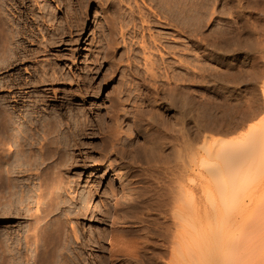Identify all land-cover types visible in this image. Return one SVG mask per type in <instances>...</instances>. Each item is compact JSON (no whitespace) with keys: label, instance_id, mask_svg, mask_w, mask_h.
Masks as SVG:
<instances>
[{"label":"rangeland","instance_id":"374dc122","mask_svg":"<svg viewBox=\"0 0 264 264\" xmlns=\"http://www.w3.org/2000/svg\"><path fill=\"white\" fill-rule=\"evenodd\" d=\"M78 1L82 3L77 2V0H8L7 3L16 4L19 2L18 4L24 8L30 5L35 6L39 4V2L41 5L45 2L47 5L50 3V6L48 5L52 8L50 12L55 10L52 12L57 13L58 16H62L65 22L66 19H68H65V17H69L67 16L69 5L74 8L79 5L84 8L82 4L88 6V8L86 7L87 9L85 8L86 10L83 9L84 14H82L83 21H85V23H83L85 31L81 35H75V39L76 37L79 38V46L77 44L67 45L68 42H66V44H60L59 47L54 48V53H52L55 58L59 53V55L63 53V55L69 56L73 52L75 57H72V59H74L73 62L76 63L78 59L82 60L83 56H89L91 51L92 53H96L99 48V44L97 43H100V39L102 41V37L103 39L109 38L110 34L107 32L106 35H104L105 33L103 34L100 31L102 30L100 29L101 23L105 22L104 24H107L109 21L108 18L104 17V10H102L103 5L106 7L108 2L105 4L106 0H89L88 3L87 0L85 4L84 0ZM131 1L132 0H130V2ZM202 1L204 2V0ZM248 1L244 0V4L245 2H247L246 4H251H245L248 10L242 13L243 16L238 11L239 9L235 8V3L232 0H220L215 1V3L210 1L211 3H208L209 7L206 6L209 12L206 11L201 20H199L200 23H198L200 27H195L198 28L199 32H195L193 36L181 31L180 33L178 31L176 32V30H173L174 28L172 29L170 26L169 28L167 27V29H161L160 27H155L153 23L149 24H151L154 29L150 27V31L146 29L147 32L144 30L142 34L141 29V31H136L135 27L130 23L132 26H127L131 28L128 27L131 31L132 29L134 30L132 31L133 33L130 32V30H126V26L124 28L125 30L123 29V32L125 31L124 35H120L122 34L120 31L117 34L119 38H116L121 42H119L120 44H118L116 48L118 49L117 57H119L122 52V54L125 55V52L128 53L132 47L133 50L139 49L140 51H142L140 49L142 48L144 50L142 53L145 52L146 56L147 54L149 56L152 55L150 52L153 53L154 58H151L153 56L149 58L151 61L153 60L154 66L150 60L144 61L145 55L143 56L142 53L141 55H137L136 51H129V54H131V52L133 54L134 52L132 58H136L134 60L132 58L129 60L126 58L122 59L124 62H122V60L120 62L119 60L120 66L119 70L116 72L117 74L115 73L114 81L112 82L111 80L108 87L106 85L108 81L103 82L105 83V87L103 86L100 93L96 94L97 96L84 92L86 91L84 90L86 87H84L85 82L82 73L79 75V79L80 76L82 77L80 81L77 79L78 76H75L70 84L64 81V83L55 82V85L53 84L51 86L52 103L55 104L57 102L56 105H58L64 94L70 93L69 91H71L77 93L72 101L74 105L76 104V107L80 105L85 108L88 106V108H91L90 106L93 104L97 111L101 104L100 113H105L107 106L110 105V102H113L109 99L111 96L115 95L112 89H115V87L117 88L119 85L123 87L127 81L129 83H127L128 87L137 89L134 90L133 95L134 98H137L139 101H143V97H153V94H155L154 91H150V83L155 82L156 84L159 83V85H163H158L156 87H159V89L164 88L163 90L166 88L165 91L177 86L178 90H176V92L178 91V94L183 93L181 94L183 95L182 97L187 96V98L184 97L186 101L190 98L188 101V103L192 104L190 109H192L193 114L195 113V117L200 121L198 122L202 125L201 127L206 129L201 131L205 140L203 139V135L201 138H199L200 136L197 138L196 157L199 166L197 168V174L195 175H187V172L184 171V167L189 164L190 159L189 152L186 151L183 148V144H181L183 143L181 141H183L186 132H188L187 129L191 126V122H188L187 120L189 119L187 118H185L186 120L180 119V124L178 123L179 126H177V128L174 126L172 127L171 124L169 127L170 129L173 128L176 133L180 132V134L177 133L178 137H181L177 140V143L180 145H176V143L174 145L177 147L180 146L179 149L181 151L179 149H177L179 152L176 151V146L174 147L173 144H170V141L174 139L169 137L167 138L168 143L165 148L166 153L163 152V154H166L167 157L170 156L167 158L163 155L160 160L157 159V157L162 153H156L158 156L153 154V160L151 159L153 164L151 160L150 163L146 160H138L137 164V160H135L134 163L132 158H129L127 155L122 158L120 157L121 155L115 154L114 150H112L113 152L108 151L110 149L106 150L104 148L106 145L103 138L107 137H105L103 133H100L102 130L99 129L97 125L95 128L88 131H91L90 133L94 132V135L93 137H88L83 140L87 143L82 142L80 143L81 145L79 144V146H77V144L75 145L76 147L74 146L75 148L72 147L67 150V148L62 146L60 141V143L57 141V144L55 140V145L52 144V147L50 146L51 148L48 147L50 150H45V148L44 150L42 149L43 151L39 150L40 146L44 143L43 139L46 133H44L45 135H41L43 139H40V135H37L39 139L42 140L40 145L37 144L36 141L33 143V138L36 134H33L34 137H32L31 134L35 132L29 131L33 130L34 118L30 120L22 118L24 114H26L25 111L27 112L30 109L33 100V96L30 93L33 94V90L23 85L15 86L13 83L4 82V77H16L17 74L12 68L0 70V79L3 81L0 80V264H264V138L261 144V157L259 160L249 162L246 165L237 166L230 165L227 161L221 159V153L230 150L231 144L235 145V143L240 142L242 138L243 140L241 142H245V139H252L251 132L249 131L251 125H257V128H262L264 132V46H261L262 49L261 47L259 49V45H255L256 41L264 36V13L260 12H264V1ZM125 2L123 1L124 4L121 3L123 8L125 4L129 6L125 7V10L131 8V5H128L127 1ZM229 4L235 9H231ZM253 7L255 8L252 9ZM219 8H221V10L225 9L222 12ZM249 8L252 9V11H250L251 13L249 12ZM211 10H213V12ZM126 11L129 13V10ZM22 13L25 14L24 16L27 15L28 20L34 18V15L33 17L31 16L33 12L30 13L29 11H25ZM211 14H214V16ZM249 14H252L253 18H251ZM106 19L108 20L106 21ZM247 19H250L248 20L250 23L247 22ZM251 19L255 22L259 20L256 24H260L258 25V29L260 26V31L261 28H263V35L259 32L261 35L260 38L255 39L257 37L253 34L255 38L252 36V39L253 42L255 39V44L252 49H250L251 47L249 46L245 48V44H243L244 46L242 45L245 50L243 48H241L242 50L225 48L223 50H229L230 52H222V49L217 48L219 51L213 49L214 52L211 49V47L213 48L212 45L219 46L223 43V46L229 39L226 37L228 35L231 41L233 40L232 37H238L239 35L236 34L237 31H239V33L243 31L242 35H245L244 33H246V31H252L255 27V23L253 25ZM243 20L254 27H250L249 24L247 26L246 22L243 23ZM138 21L140 22V20ZM139 22H137V26H140ZM98 23L100 26H98ZM198 23L197 25H199ZM219 26H221V28H219ZM222 27L226 29L224 30ZM157 28L158 31H156ZM248 28L252 29L249 30ZM159 29L163 31V36L162 32H159ZM244 29L247 30L244 32ZM135 31L139 35L141 33L143 36L140 35L141 37H139ZM130 33L134 35L131 34L130 36ZM144 33L148 36L146 37ZM167 33L169 34L167 35ZM223 33L225 34L223 35ZM157 34L159 36H157ZM135 35H137L136 39L139 37L137 39L138 41L135 39L132 41ZM160 35L163 39H158ZM246 35H248V33H246ZM246 35L242 37L243 40L247 39ZM260 35H258V37ZM205 36H207V38ZM217 36L221 37V39H218ZM224 36L227 38V40L225 38V41L222 40ZM37 37V39L35 38L36 41L41 40L40 34ZM144 37L146 38L144 44L147 50L151 48L149 49L150 54L147 50L145 51L146 48L140 47L141 44L144 45ZM153 37H155V40ZM129 38H131L129 40L131 43L128 42ZM140 39L142 40L140 41ZM149 39L150 41L147 42ZM31 41L34 40H29L30 44H34V42L35 44L37 43L36 41L31 43ZM136 41L137 43L133 44V42ZM139 41L143 42L140 44ZM218 41L222 42L219 43ZM263 41L260 39L257 43L263 45ZM146 42L150 47L147 46ZM127 43H129V45ZM152 43L155 45L160 44V46L157 45L159 46L158 49L162 48L159 50L160 52L156 48L157 46H154ZM165 43L167 45H165ZM131 44L132 46H130ZM94 48H97V50ZM78 51L80 53L76 54ZM140 51L137 52L140 54ZM56 52H58V54H56ZM113 55L114 54H111L112 57ZM109 57L107 59V64L99 68L96 73L97 75L95 74L94 76L96 84L101 80H105V76L108 73L107 69H109ZM161 57H163V60ZM140 58L141 60H139ZM28 63L29 62L25 63L23 65L24 67L22 66L20 72V76L24 75V78H29L31 75L29 70L31 69V65ZM130 63L133 65H130ZM25 66H27V71L25 70ZM145 66H150L153 70L152 71L149 67V71L151 70L153 72H150L153 74V76L150 74L153 79L151 77H149L150 80L148 79L149 73L145 72L147 68ZM134 67L137 69L135 70ZM132 69L135 70V72ZM66 70L68 71H66V74H68L70 72V67H67ZM130 70L132 71L130 72ZM119 73L122 74L120 75ZM123 73H127L126 75L131 77L132 83L130 77L128 76V78H126V75ZM144 73H147V75H144ZM92 74L93 73L90 74L91 77H93ZM141 76H146L145 78L152 82L148 84V82L143 81ZM236 77L237 80L239 77L241 82H237V80L234 79ZM115 78H117V80ZM121 82H124V85L120 84ZM61 83L65 87L60 85ZM113 83L118 85L114 87ZM224 87H226L227 91L224 90ZM229 89L231 90L229 91ZM26 91H28V93ZM148 91L150 93H148ZM21 92L25 93L21 96ZM168 92H170V90ZM109 93L113 95H109ZM144 94L148 95L145 96ZM73 104L72 106L75 107ZM130 108H132V106ZM228 109L229 111H227ZM226 111L228 113L231 112L233 115H229ZM95 113L96 112H93L92 114ZM211 115L212 117H210ZM215 116L216 121L213 120L215 121L214 123L211 120L215 118ZM230 116L231 120L229 121L233 122L231 127L228 124L229 122H227ZM90 118L89 120L94 122L98 120L94 115H91ZM126 120L127 121L122 123V128L120 129L121 132L123 131V134H121L123 140L127 142L133 138V135L135 137L136 128H141L140 130H143V127L148 129L151 125L145 122L146 124L144 123L141 125L142 127H138L140 124L135 118ZM183 120L188 123H185ZM223 120L225 121L223 122ZM127 122L134 124L133 130H126V124H129ZM134 122L137 123L136 126ZM183 124L185 129L183 128ZM57 125L58 123H56V126ZM227 125H229V128H227ZM24 126H26V129ZM56 126L55 128L59 130V127ZM181 126L183 129L180 128ZM27 127L31 130L29 128V130H27ZM19 128H22V130L24 129V133ZM57 129V133L54 132L55 129L53 131L55 134L53 132V134L47 132L48 136L50 134L53 138V136L55 137V135H58L60 131H57ZM26 130L29 133L28 136L31 135L32 141L29 140L30 137L26 136V134H28ZM96 132H98V135H96ZM124 132L128 134L126 135ZM129 133L132 138L128 137ZM25 137L28 138L25 139ZM38 137H36L35 140H37ZM46 138L48 137H45V139ZM127 138L129 139L127 140ZM45 139L44 141L47 140ZM101 141L104 143L102 144ZM203 141L206 143H203ZM28 143L30 144L27 145ZM32 143L34 145H32ZM107 144H109V142ZM30 145H32V150H29L31 149V147H29ZM96 147H98V149ZM102 148L104 149L102 150ZM33 149L34 151H39V153L36 151L35 154ZM60 149L62 150L60 151ZM64 149L66 150V154L70 155L65 154L67 158L64 155ZM105 150L111 153L108 154ZM44 151L46 153L49 151V154H47L48 156L44 155L46 154ZM70 151H72L71 154L69 153ZM37 154H39V156L34 157ZM40 154L45 157H40ZM164 156L166 162H162V157L163 160H165ZM30 157L32 158L30 159ZM47 158L49 160H47ZM201 158H207V161L210 159L209 162H212V175H209L210 173L207 172L208 162L206 160L201 162ZM46 160L48 164H50L49 166H47ZM159 160L163 164L159 163ZM18 161H20L19 166L17 165ZM22 161H24V164ZM31 161H33V163ZM66 161L68 163H66ZM203 163H205L204 166ZM12 165L15 167L13 168ZM205 165L207 167H205ZM48 167L51 168L48 169ZM44 168H47L48 171L45 169V172ZM181 169L182 171H180ZM16 170L19 172L16 173ZM204 176H208V180L205 179L206 177L204 178ZM190 177L191 179L195 178L196 190L193 194L190 193L191 188L188 187V189H186L188 184L190 186L193 185L189 179ZM180 185L186 186L184 189L186 193L184 190L181 192L179 188ZM19 195L24 196V201H17ZM191 195H194L192 197H194L197 206V232L193 255L189 253L186 244L178 242L181 226H178L180 223H178L179 220L176 216V209H178V207H182L185 210L190 207L192 203ZM113 233H116L114 235H116L118 239L117 242L119 241V245L116 243L119 248L125 243H128L133 254L128 256L125 253L126 250L122 251L123 248H121L122 250L120 249L118 251V256L112 258L114 246L111 237ZM118 246H116L117 249Z\"/></svg>","mask_w":264,"mask_h":264},{"label":"bare ground","instance_id":"6f19581e","mask_svg":"<svg viewBox=\"0 0 264 264\" xmlns=\"http://www.w3.org/2000/svg\"><path fill=\"white\" fill-rule=\"evenodd\" d=\"M123 1L124 2L127 1L128 2L127 4L128 5L129 4L131 5V8L126 9V10H129L128 11L129 13H127V11L124 9L125 7H129V6H126V4H125V7L123 8V6L121 4V3H123ZM210 1H212L213 3H215V1H220V0H204V2L202 0H141V1H139V0H132L131 1L132 3L130 2V0H108V1L106 0L105 4L108 2L107 3V6L104 7V5H103L102 10L105 11V12L103 11L104 17L105 18H108L109 21L107 22V24H104L105 22L104 23H101L100 22L102 24L101 25V28H100L102 30H100V31L103 34L105 33L104 35H106V33L109 32L110 33V34L108 33L109 34V38L103 39V37H102V41L100 39V43H97V44H99L98 50H97V48L96 49L94 48L95 50H97L96 53H92V51H91V54L89 56H87V57H84L83 56V59L82 60L78 59V61L76 63H74L73 62L74 59H72V57H75V56H74L72 50H71L72 54L69 55V56L63 55V53H61L62 55H59L60 53L58 54V52H56V54H58V55L55 54L56 56L54 58L53 57L54 55L52 53H54L53 52L54 51V48L59 47L60 44H66V42H68L67 45L68 44H77V45L79 44V42H80L79 41V38L76 37V39H75V35H77V36L78 35H81L85 31V28L83 27V23H85V21H83L82 14H84L83 13L84 12L83 9H85L86 7L88 8V6H85L84 4H82L84 6V8H82L81 5L75 6L76 8H74L71 5H69L68 6V9L69 10L67 9L68 10L67 11V13H68L67 16H69V17H65V19L68 18V19H66V22H65V20H63V17L62 16H58L57 13H53L55 10L54 11L52 10L53 12L52 11L50 12V10L52 9V8L49 7L50 6L49 5L50 3L48 4L49 5L48 6L46 4V2L44 3L45 5L43 3L41 5L40 2H39V4H37L35 6L30 5V6H26V8H24L20 4H18L19 2L16 3V4H14V3L11 4V3H7L8 0L7 1L6 0H0V70H2V69L5 70L6 68H12L14 70V72L16 71V74H17V75L15 74L16 77H12V76L11 77L9 76L7 78L4 77V79H3L4 82L13 83V84H15V86L16 85H20V86L23 85L24 87H26V88L27 87H30L33 90L32 91L33 94L30 93L31 91L29 92L33 96L32 97L33 100L31 102L30 109L27 112L25 111L26 114H24V117H22L25 120H30L31 118H34L33 130L32 131H29V132H35V133H32V134L30 133L32 135V137H34L33 134H36V136L33 138V140H34L33 143L36 141V143L40 145V142L42 141L40 139H43V138H41L42 137L41 135L42 134L45 135L44 133H46V136L45 137H48V138H46L47 139L46 140L45 137H44V139L46 141H44V139H43V142L44 143L43 142H42L43 144L41 143L42 146H40V149L39 150H42V149L44 150V148H45V150L46 149H49L48 147H50V146L52 147V144L55 145L54 144V141L55 140H56V143H57V141L58 142L60 141L62 143V146H64L68 150V148H72V147H74L77 144H78L77 146H79V144L82 143V142L83 143H87V142H84L83 140L86 139V138H88V137H93V135H94L93 133L94 132L93 133H90L91 131L90 132H88V131L90 129L95 128L96 125H97L99 127V129L102 130V132H100V133H103L104 136L107 137V138H103L104 139L103 141H105V145L106 146L108 145L107 147L110 146L109 148H107L104 145L105 146L104 148L106 150L110 149L108 151H111V152H113L112 150H114L115 154L121 155L120 157H122V158H123V156L127 155L129 158H132V160L134 161V163H135V160H137L136 161L137 164H138V160H146L148 163H150L153 160L152 159L153 158V154H155V156H158V155H156V153L157 154L162 153L161 155L159 154L160 157L159 156L157 157V159H160V160H161V156H163V155L166 156V154H163V152L166 153L165 148H166V144L168 143L167 138L172 137L174 139V140H171L170 139L171 140L170 141V144L171 145L173 144L174 147L177 144L180 145L179 143H177V140H179L178 138L180 137V136L178 137V135H177L178 132L176 133L173 128L170 129L169 127H170V124H171L172 127L174 126L175 128H177V126H179L178 123L180 124V122H179L180 119L187 118V119H189L187 121L188 122L189 121L191 122V126H189L190 128H188L189 130L187 129L188 132H186L184 138L182 137L183 138V141H181V142H183V143H181V144H183V148L186 151L189 152L188 154H190V156H189L190 159H189V164H187V166L184 167L185 168L184 171L187 172V175H191V174H194L195 175V174H197L196 172H197V168L199 166V164L197 163V157H196L197 156V144H198L197 138L199 136H200L199 138H201V136L203 135V133H201V131L202 130L204 131L205 128L203 129V127H201L202 125L199 123L200 121L195 117V113L193 114L192 109H190L192 107V104L188 103V101L190 100V98L187 99V101H186L185 98H187V96L186 97L184 96L185 97L184 98V97H182L183 95H181L183 93L178 94L179 92L178 91L176 92V90H178L177 89L178 88L177 86L176 87L170 86L172 88L169 87L170 88L169 89L170 92H168L169 90L168 91H165L166 88H165V90H163L164 88L159 89V87H156V86L159 85V83L156 84L155 82H153L156 85L153 84V83H150L152 81H149L150 80L149 77H151V75L153 76V74H151V73H153L152 72L153 70L150 67L151 65L149 67H150V69L152 71L151 70L149 71V67H147L148 65L145 66V67L148 68V69L146 68V71L145 72L149 73V76H148V79L149 80L145 78L146 76L145 77L143 76L144 78L142 76L141 77H142L143 81L148 82V84L150 83L149 85L151 87V90L150 89L149 90L155 92V94H153V97H150V96L143 97L142 98L143 101H139L137 98H134V95H133L134 94V90L136 88L133 89V88L128 87V85H127V83H128L127 79H126L127 82L125 83V85H124V82H121L120 83V84H123L124 85L123 87L122 86L120 87V85H119L116 88L115 86L118 85V84L115 85L113 83L115 89H112V90H113V94L115 92V95H113L112 93H109V95L112 94L113 96H111L110 98L108 97L113 102H110V105L107 106L106 112L105 113L102 112L103 114L100 113L101 112V108L100 107L102 106L101 104H100V107L97 109V111H96V108L94 107L95 105L93 106V104L91 105V103H90V105H91L90 107L91 108H88L89 107L88 106L89 104L87 105L88 107H86V108L84 106L82 107L80 105H79V107H76V104L74 105L72 103V101H73V97L76 96L77 93H73L71 91H69L70 93H65L64 94V96L61 98L60 103L58 105H56L57 102L55 104L52 103L53 101L51 102V96H52L51 95V86L53 84L55 85V82L56 83H60V82L64 83V81H65V83L67 81L70 84V82H72L74 80L75 76L76 77L78 76L77 79H79V75L82 73L83 74L82 77H83V80L85 82V86L84 87H86L84 89L86 91H84V92H87L89 94H94V95L100 93V90L105 85V83H103V82H107L108 81L106 83V85L108 87V84L111 82V80H112V82L114 81L115 73L119 70V66H120L119 60H120V62H121L122 59H125V58L129 60L134 55V52L135 51H136L137 55H141L142 51H144L142 48H140L142 51H140L139 49L138 50L137 49L136 50H133L132 49L133 47H132V48H130L129 51H134L133 54H132V52H131V54H129V51H128V53L125 52L126 54L124 55V54H122L123 53L122 52V53H120L121 55L119 57H117L118 49H116V48H117V45L121 43L120 41L117 40L119 38L118 37L119 35H117L119 31L122 33L120 35H124L125 34L124 33L125 31L123 32V29L127 25H129V26H132L133 25V27H135L136 31L141 29L142 30V34H143V31L144 30L147 32V30L150 31L149 29H151V28L154 29V27H152V25L149 24V23H153V25L155 27L157 26V27H160L161 29H167V27L169 28V26H170V28H172V29L174 28L173 30H176V32L178 31L180 33V31H181V32L188 33V35H192L193 36L195 34V32L196 33H197V31L199 32L198 28H195V27H197V26L200 27L199 20H201V18L206 13V11L209 10V9L207 10V7L206 6H208L211 3ZM232 1L235 3V8H238L239 9V10L238 9L237 10L240 12L241 15H242V13L245 12V10H248L247 7L245 6V4L247 2H245V4H244V0H232ZM77 2H79V1L77 0ZM139 2H141V3H139ZM79 3H82V2L80 1ZM84 3L86 4L87 3V0H86V2L84 0ZM88 3H89V0H88ZM148 4H150V5H148ZM248 4H251V3H248ZM248 4H246V5H248ZM250 6H252V5H250ZM250 6H248V7H250ZM253 6H255V5H253ZM212 7H215V6H212ZM222 7H223V5H222ZM230 7H231V5H230ZM255 7H257V6H255ZM255 7H253L252 9H254ZM221 8H219V9L221 10ZM235 8L234 7L233 8L231 7V9H235ZM224 9H222L221 11L223 12ZM252 9H250L249 12L252 11ZM65 10H66V8H65ZM257 10H259V9H257ZM25 11H29L30 13L33 12L31 14V16L33 17V15H34V18L31 17L32 19L29 18L30 20H28L27 15L24 16L25 14L22 13V12H25ZM211 11L213 12V10H211ZM260 12L264 13L263 11H260ZM34 13H36V14H34ZM9 14H10V17H9ZM99 15H100V13H99ZM211 15L214 16V14H211ZM249 15H251V18H253L252 17V14H249ZM105 18H104V20H105ZM108 19H106V21ZM137 19L140 20V22ZM203 19H202V21H203ZM248 20H250V19H247V22H249ZM258 21H256V22L258 23ZM137 22L140 23V26L139 25L137 26ZM244 22H246V21L243 20V23ZM247 22H246V24H247ZM251 22L253 23V25L255 23V25H254L255 27L253 25L250 26V24H249L250 22H249L248 23L249 26L252 27V28L254 27L253 30L251 31L250 29H252V28H250V29L248 28L250 31L247 32L246 31L247 29L246 30L244 29V32L246 31V33H248V35H246V33H244L247 36L246 37L247 39H245L246 41L242 39V37L245 36V35H242L243 34V31H241V33H239V31H237L236 34L239 35L238 37H236L237 36L236 35L235 36L236 38H233L232 37L233 35H232L231 37H232L233 40L231 41V38L229 37V35L226 34L228 36H226V35L225 36L228 37L229 39L227 40V38L225 36L222 38V40H224V41H225V38H226V40H227L226 43L224 42L225 44L222 46L223 43L221 45H219V43H221L222 41L221 42L218 41L219 42L218 45L221 46V47H219V46H217L215 44L216 46L212 45L213 48L211 47V49L212 50L213 49H217V48L218 49H222V52L226 51V50H223L225 48H227V49H233V50H239V49L243 48L242 47L243 44L246 45V46L243 45L245 48L247 46H249V47H251L250 49H252L253 45L255 44V39L260 38L261 35H263L264 33L262 31L263 28H261V31L262 32L260 31V26H259V29H258V25H260V24L257 25L254 20H252ZM130 23L132 25H130ZM197 23L199 25H197ZM223 23H225V22H223ZM248 24H247V26H248ZM98 26H100V24ZM129 26H127V29L126 30H130L131 29ZM128 27L130 29H128ZM263 27H264V25H263ZM219 28H221V26H219ZM161 29H159V32L161 31L162 32V36H163V31ZM132 31H134V30L132 29ZM132 31L130 30V32H132ZM156 31H158V28H157ZM259 32L261 33V35H260ZM132 33H130V36H131ZM214 33H216V32H214ZM39 34H40L41 40L36 41L35 38ZM108 34H107V36H108ZM142 34L140 33V35H142ZM144 34H146V33H144ZM168 34L169 33H167V35ZM199 34H201V33H199ZM224 34L225 33H223V35ZM253 34H255V37H257V38H255L253 36ZM132 35H134V34H132ZM137 35H139V34L137 33ZM137 35H135V38L133 37L132 41L134 39L137 40L139 37H141L139 35V37H137V39H136V36ZM175 35H176V33H175ZM258 35H260V36L258 37ZM147 36L148 35L146 34V37ZM157 36H159V35L157 34ZM170 36H171V34H170ZM252 36H253V38H255L254 39V42H253ZM116 37H118V38H116ZM155 37H153V39ZM205 37L207 38V36H205ZM263 37L264 36H262L260 38L262 41H263ZM131 38L128 39V42H130L129 40ZM160 38L163 39V37H161V35H160V37L158 39H160ZM248 38H249V40H248ZM142 39H140V41ZM144 39H143L144 42L142 41L143 44L146 41V38L145 37H144ZM218 39H221V37H218ZM260 39H258V41H256V44H255V45H259V49H260L261 46H264V44L263 45L261 44L262 43L261 41H260L261 42L260 43L261 45L259 43H257V42H259ZM29 40H34L37 43L35 44L34 41H31V43L34 42V44H30L29 43ZM122 40H123V38H122ZM137 41L136 42H133V44L134 43H137ZM148 41H150V39L147 40V42ZM142 42H140V44ZM156 42H157V40H156ZM124 43H126V42H124ZM263 43H264V41H263ZM127 44L129 45V43H127ZM152 44H154V43H152ZM161 44H162V42H161ZM31 45H34V46H31ZM95 45H94V47H95ZM141 45H140V47H143L144 49L146 48L145 49V51H146L147 50L146 45L145 44L142 45V46ZM157 45L160 46V44H157ZM157 45L154 44V46H157ZM163 45H164V43H163ZM165 45H167V44L165 43ZM169 45H171V44H169ZM130 46H132V44ZM147 46L150 47L148 45V43H147ZM159 46H157L156 48L158 49ZM162 47H164V46H162ZM126 48H127V45H126ZM135 48H136V45H135ZM245 48H243V49L245 50ZM113 49H116V50H113ZM149 49H151V48H149ZM149 49L147 50L148 53H149ZM161 49L159 48L158 51L161 50ZM261 49H262V47H261ZM74 50H76V49H74ZM137 51L138 52L140 51V54ZM228 51H226V52H228ZM231 52H233V51H231ZM64 53H65V51H64ZM79 53L80 52L78 51L76 54H79ZM150 53L152 54L150 56L148 54L146 56V53L145 52L142 53L143 56L145 55L144 56V58H145L144 61L150 60L149 57L153 56V53L152 52H150ZM111 54H114L113 57L111 56ZM109 56H111V57H109ZM108 57L110 59V62H109V67H108L109 69H107L108 73L105 76V80H101L100 79L101 81L98 84H96V80H95L94 76L98 72V69L99 68H102L105 64H107ZM163 57H164V55H163ZM163 57H161L162 60H163ZM151 58L153 59L154 56L151 57ZM60 59H62V60H60ZM155 59H154V61H155ZM139 60H141V58ZM27 62H29L30 64L29 63L28 64L31 65L30 66L31 69H29L30 72H31V75L29 76V78H24L23 77L24 75H21L20 76V72L22 70V66L25 63H27ZM122 62H124V61L122 60ZM147 62H149V61H147ZM150 62H152V65H153V60L152 61L150 60ZM161 64H162V62H161ZM69 65H71V66H69ZM130 65H133V64L130 63ZM125 66L128 67L127 65H125ZM142 66H143V64H142ZM67 67H70V72L68 74H66ZM139 68H141V67H139ZM26 69H27V66H25V70ZM136 69L137 68H135V70ZM132 70H130V72ZM135 70H133V71L135 72ZM134 72H132V73H134ZM91 73H93L92 74L93 77H91V75H90ZM147 73H144V75H147ZM123 74H125V73H123ZM25 76H26V74H25ZM128 76L129 75H126V78H128ZM82 77L80 76V79L81 80H82ZM151 78L153 79V77H151ZM244 78H246V77H244ZM80 79H79V81H80ZM115 79L117 80V78H115ZM130 79H131V77H130ZM130 79H128V80H130ZM234 79L237 80V77L234 78ZM239 79L240 78L238 77L237 82L238 81L241 82ZM252 79H253V77H252ZM98 80H99V78H98ZM249 81H250V79H249ZM62 83L60 85H62ZM131 83H132V79H131ZM1 85H2V83H1ZM71 85H72V83H71ZM135 85H137V84H135ZM62 86H64V85H62ZM134 86H131V87H134ZM159 86H163V85L160 84ZM141 87H142V85H141ZM144 88H146V87H144ZM227 88H228V86H227ZM66 90H67V88H66ZM72 90H73V88H72ZM160 90H162L163 92L160 91ZM171 90L172 91L174 90V91L172 92ZM224 90H226V87H224ZM230 90L231 89H229V91ZM144 91H145V89H144ZM26 92L28 93V91H26ZM24 93L25 92H21L20 93L21 96ZM146 93H147V91H146ZM148 93H150V92L148 91ZM151 94H152V92H151ZM79 95H80V93H79ZM146 95H148V94H146ZM230 95H231V93H230ZM148 99H149V102H148ZM71 103L75 107H73ZM82 103H84V102H82ZM132 104H134L135 106L132 105ZM131 106H132V108H130ZM104 107H106V106H104ZM27 108H28V106H27ZM227 111H229V109ZM227 111H226V113H228ZM93 112H96V113L95 114H92ZM228 114L230 115L232 113L230 112ZM91 115L96 116L98 118V120H96L95 122L89 120V119H91L90 118ZM212 115H214V114H212ZM212 115L210 117H212ZM224 115H225V113H224ZM131 118H133V119L135 118V120H138V123L140 124L138 127H142L141 125H143L145 122L148 125H150V124L151 125L148 127V129H145L144 127H143V130H140L141 128H139V129L136 128L135 137L133 135V138H132L131 135H130V133H129V136L128 137H131L132 139L129 140L128 142L125 140L126 141L125 142L123 140V136L121 135V134H123V131L121 132V129L120 128H122V123H124V121H127L126 119H131ZM215 119H216V116L211 121H213ZM224 119H226V118H224ZM185 120H183V121H185ZM229 120H231V116H230V119H228V121H227V122H229L228 124L231 127L233 125V122L232 121H229ZM187 121H185V123H188ZM215 121H213V122L215 123ZM224 121L225 120H223V122ZM21 123L22 122L20 121V124ZM56 123H58L57 126H56ZM127 123H129V122H127ZM131 124L132 123L126 124V126H127L126 128L127 129L126 128H124V129H126V130L132 129L134 124H132V125ZM136 124L137 123H135V126H136ZM181 125H182V123H181ZM229 125H227V128H229L228 127ZM55 126L56 127H59V130L57 128H55ZM21 127H23V126H21ZM25 127L26 126H24V128ZM98 127H97V129H98ZM28 128L29 127H27V130L30 129V128L29 129ZM180 128H182V126ZM183 128H184V124H183ZM54 129H55V131H54ZM56 129H57V131H60V132H58V135H55V137L53 136V138H52L51 135L49 134V136H50L49 137L48 136V133L49 132H51V134H53L54 132L57 133L56 132ZM20 130H22V128ZM23 130H22V132L24 133ZM27 130H26V133H28ZM93 131H97V130H93ZM249 131L251 132L252 139H250V140H246L245 139L244 140L245 142H241L243 140V138H242V140L240 142L235 143V145L231 144L230 145V150H226L223 153H221L222 154L221 155V159H224L230 165H237V166H239V165H246L249 162L259 160L260 157H261V155H260L261 154V144L263 142L264 132H263L262 128H257V125H254V126L251 125L250 128H249ZM183 132H184V130H183ZM105 134H107V135H105ZM178 134H180V132ZM28 135H29V133L26 134V136H28ZM37 135L38 136L40 135V139H39V137ZM96 135H98V132H96ZM30 136H28V137H30ZM32 137H30L29 140L32 141V139H31ZM36 137H38L37 140H35ZM27 138L25 137V139H27ZM125 139H126V137H125ZM128 139L129 138H127V140ZM203 139H204V135H203ZM26 141H28V140H26ZM106 142L107 143L109 142V144H107ZM24 143H26V142H24ZM33 143H32V145H34ZM103 143L104 142H102V144ZM175 143H176V145H174ZM203 143H206V142L203 141ZM29 144L30 143H28L27 145H29ZM32 145L29 146V147H31V149H29V150H32ZM24 147H27V146H24ZM93 147H94V145H93ZM179 147L176 146V151L177 152H179L177 150V149H179ZM61 148H63V147H61ZM96 148L98 149V147H96ZM104 148H102V150ZM34 149H33V151H34ZM61 150L62 149H60V151ZM64 150H63V153H64ZM22 151H24V150H22ZM36 151H34L35 154H36ZM37 152L39 153V151H37ZM48 152L47 153L45 152L46 154H44V155L48 156L47 155V154H49ZM71 152L72 151H70L69 153L71 154ZM34 153H33V155H34ZM67 153H68V151H67ZM106 153H108V152L106 151ZM110 153H108V154H110ZM65 154H66V150H65L64 155ZM44 155L41 156V154H40V157L43 158ZM66 155H69V154H66ZM66 155H65V157H66ZM38 156H39V154H37L34 157H38ZM71 156H73V155H71ZM165 156H164V159H165ZM15 157H14V159H15ZM32 157H30V159ZM206 159L207 158H201V162L205 161ZM47 160H49V159L47 158ZM160 160H159V163H162L164 161L166 162V159L163 160V157H162V162H160ZM62 161H65V160H62ZM209 161H210V159H209ZM209 161H207L208 163L205 162V163H207V166H208L207 167L205 165V167H207V169H208L207 172L210 173L209 175H212L211 174L212 173V168L211 167L213 166V164L211 165L212 162H209ZM19 162L20 161L17 162V165L18 166H19ZM22 162L24 164V161H22ZM31 162L33 163V161H31ZM70 162H72V161H70ZM66 163H68V162L66 161ZM151 163L153 164V161ZM205 163H203V166H204ZM46 164H48V161H47ZM17 165H16V168H17ZM49 165L50 164H48L47 166H49ZM164 166H166V165H164ZM14 167L15 166H13V168ZM19 168H21V167H19ZM50 168L48 167V169H50ZM45 169L47 170V168H44V171L46 172ZM17 170H16V173L19 172ZM180 171H182V169ZM208 176H204V178L206 177L205 179H207ZM189 179L191 180V182L193 183V185L190 186L188 184L187 187L186 186L185 187H186V189H188V187L191 188V192L190 193L193 194L195 192V190H196L195 178L194 179L193 178L191 179V177H190ZM183 185H180V187H179L181 189V192L185 189V187ZM184 191L186 193V190H184ZM192 196H194V195H191V197ZM24 199L25 198H24L23 195H19L17 201L18 202H22V201H24ZM176 211H177L176 216H177L178 220L180 221V222L178 221V223H180V224H178V226L179 225L181 226V229L179 230L181 232L178 235V242H180L181 244L182 243L183 244H186L189 253L191 255H193V253H194V243L196 241V232H197L196 231L197 206H196V202L194 201V197H192V203H191V205H190V207L188 209L185 210L182 207H178V209H176ZM114 234H116V233H113V236L111 237L112 238V243H113V246H114V248L112 250L113 251L112 252V258H114V257L116 258L118 256V253H119L118 251L121 248H123V250L121 249L122 251H125L126 250L125 253L128 256L131 255V254H133L132 250H130V245L128 243H125L126 245L124 244V245H122V247L120 246V248H119V246H118L119 245V243H118L119 241L117 242L118 239H117L116 235H114ZM223 238H224V236H223ZM116 246H118V249H117ZM220 264H222V263H220Z\"/></svg>","mask_w":264,"mask_h":264}]
</instances>
